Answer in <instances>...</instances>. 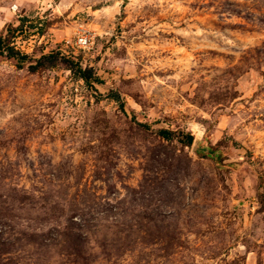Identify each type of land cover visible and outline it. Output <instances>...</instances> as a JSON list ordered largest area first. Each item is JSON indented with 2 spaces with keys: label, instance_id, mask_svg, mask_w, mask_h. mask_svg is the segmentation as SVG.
<instances>
[{
  "label": "rangeland",
  "instance_id": "374dc122",
  "mask_svg": "<svg viewBox=\"0 0 264 264\" xmlns=\"http://www.w3.org/2000/svg\"><path fill=\"white\" fill-rule=\"evenodd\" d=\"M0 264H264V0H0Z\"/></svg>",
  "mask_w": 264,
  "mask_h": 264
},
{
  "label": "built area",
  "instance_id": "2783aa9c",
  "mask_svg": "<svg viewBox=\"0 0 264 264\" xmlns=\"http://www.w3.org/2000/svg\"><path fill=\"white\" fill-rule=\"evenodd\" d=\"M74 44L82 51L88 50L93 44L92 37H90V35L85 30H79L75 37Z\"/></svg>",
  "mask_w": 264,
  "mask_h": 264
},
{
  "label": "trees",
  "instance_id": "16d2710c",
  "mask_svg": "<svg viewBox=\"0 0 264 264\" xmlns=\"http://www.w3.org/2000/svg\"><path fill=\"white\" fill-rule=\"evenodd\" d=\"M77 72L79 73V77L84 81V82H88V77L86 76L87 72L85 70H81L80 68L77 70ZM188 140H190V138H188Z\"/></svg>",
  "mask_w": 264,
  "mask_h": 264
},
{
  "label": "water",
  "instance_id": "95a60500",
  "mask_svg": "<svg viewBox=\"0 0 264 264\" xmlns=\"http://www.w3.org/2000/svg\"><path fill=\"white\" fill-rule=\"evenodd\" d=\"M124 1H127V0H124Z\"/></svg>",
  "mask_w": 264,
  "mask_h": 264
}]
</instances>
